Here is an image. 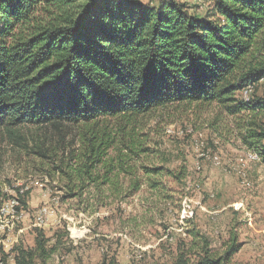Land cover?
Here are the masks:
<instances>
[{
    "label": "trees",
    "instance_id": "obj_1",
    "mask_svg": "<svg viewBox=\"0 0 264 264\" xmlns=\"http://www.w3.org/2000/svg\"><path fill=\"white\" fill-rule=\"evenodd\" d=\"M75 1L0 0V127L26 148L29 139L18 129L40 130L30 150L54 160L53 176H66L62 202L77 198L81 212L110 215L111 196L124 205L121 172H136L125 168L122 154L119 164L98 167L111 162L112 138L99 122L174 103H234L237 92L264 78V60L246 64L264 29V0H200L210 4L205 15L179 0L157 8L142 0ZM244 107L264 109V98L252 95L232 110ZM76 126H84L83 154L67 152ZM127 189L132 196L142 183L131 181ZM235 251L231 246L225 258L192 264H228Z\"/></svg>",
    "mask_w": 264,
    "mask_h": 264
},
{
    "label": "rangeland",
    "instance_id": "obj_2",
    "mask_svg": "<svg viewBox=\"0 0 264 264\" xmlns=\"http://www.w3.org/2000/svg\"><path fill=\"white\" fill-rule=\"evenodd\" d=\"M142 1L157 8L166 0ZM179 1L192 13L205 15L210 8L200 0ZM262 30L246 64L264 60ZM253 97L264 98V78L254 84ZM242 98L240 91L234 103H174L99 122L112 138L111 162L98 167L119 164L122 154L125 168L136 172H121L116 182L124 205L111 196L110 215L81 212L77 198L62 202L66 176H53L54 160L30 150L40 130L18 129L29 139L26 148L0 127V264H192L225 258L231 246L236 251L228 264H264V138L258 136L264 109L233 111ZM83 128H73L75 144L67 152L83 154ZM255 150L261 157L249 162ZM204 154L218 155L222 164ZM135 180L142 189L130 196L127 187Z\"/></svg>",
    "mask_w": 264,
    "mask_h": 264
},
{
    "label": "built area",
    "instance_id": "obj_3",
    "mask_svg": "<svg viewBox=\"0 0 264 264\" xmlns=\"http://www.w3.org/2000/svg\"><path fill=\"white\" fill-rule=\"evenodd\" d=\"M242 96H243V100L245 102L249 101L252 98L253 92H254V86L253 85H248L246 86L242 91ZM204 156L208 157L209 159H211L213 161V163L215 165H221L222 162L220 160V157L218 155H208V154H204ZM260 159V155L256 152V151H250L248 153V161L249 162H255L257 160Z\"/></svg>",
    "mask_w": 264,
    "mask_h": 264
}]
</instances>
